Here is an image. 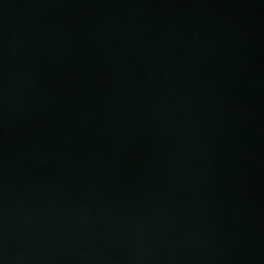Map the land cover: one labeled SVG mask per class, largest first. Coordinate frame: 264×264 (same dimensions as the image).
Returning <instances> with one entry per match:
<instances>
[{
	"label": "water",
	"instance_id": "1",
	"mask_svg": "<svg viewBox=\"0 0 264 264\" xmlns=\"http://www.w3.org/2000/svg\"><path fill=\"white\" fill-rule=\"evenodd\" d=\"M0 264H264V0H0Z\"/></svg>",
	"mask_w": 264,
	"mask_h": 264
}]
</instances>
